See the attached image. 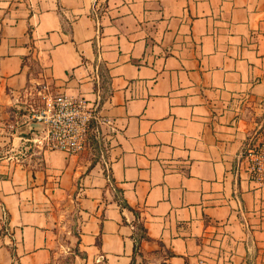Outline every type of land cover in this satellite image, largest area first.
<instances>
[{
  "label": "crops",
  "instance_id": "0c3cea01",
  "mask_svg": "<svg viewBox=\"0 0 264 264\" xmlns=\"http://www.w3.org/2000/svg\"><path fill=\"white\" fill-rule=\"evenodd\" d=\"M32 82L112 126L47 150ZM263 123L264 0H0V264H250Z\"/></svg>",
  "mask_w": 264,
  "mask_h": 264
},
{
  "label": "built area",
  "instance_id": "2783aa9c",
  "mask_svg": "<svg viewBox=\"0 0 264 264\" xmlns=\"http://www.w3.org/2000/svg\"><path fill=\"white\" fill-rule=\"evenodd\" d=\"M41 108L31 110V119L43 128V146L47 150H60L75 155L80 153L90 128L96 136L112 121L100 116L95 107L83 99H74L63 93H54L47 86L40 92ZM250 178L264 185V139L246 152Z\"/></svg>",
  "mask_w": 264,
  "mask_h": 264
},
{
  "label": "rangeland",
  "instance_id": "374dc122",
  "mask_svg": "<svg viewBox=\"0 0 264 264\" xmlns=\"http://www.w3.org/2000/svg\"><path fill=\"white\" fill-rule=\"evenodd\" d=\"M29 87L30 88H28V96H26L24 98V101L26 103L23 105V108L20 110L21 113H23V114H29L28 111H30L31 109L37 110V109L41 108V106H42L41 99H40V92H41L42 83H40V82H32V83L29 84ZM259 118H263V117H259ZM25 120H26V118H22V119L18 118V119H16L14 121L13 125L16 124L15 123L16 121L18 122V124H21ZM13 125H9L8 128L11 130ZM263 125H264V123H263ZM258 131L264 133V128H262V129H260ZM42 133H44L43 132V128H42ZM41 136L43 137V134ZM261 137H262L261 139L263 140V134H262ZM143 256L144 255L142 253H138V258L141 259L139 264H160V263H158L156 261L149 260L147 257L143 258ZM61 262H63V263L65 262V264H67L66 260H63ZM250 264H264V253H262L257 258L255 257L250 262Z\"/></svg>",
  "mask_w": 264,
  "mask_h": 264
}]
</instances>
